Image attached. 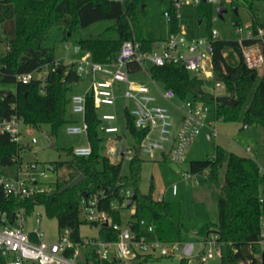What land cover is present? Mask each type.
<instances>
[{
    "label": "trees",
    "instance_id": "1",
    "mask_svg": "<svg viewBox=\"0 0 264 264\" xmlns=\"http://www.w3.org/2000/svg\"><path fill=\"white\" fill-rule=\"evenodd\" d=\"M146 5L147 0H0V27L8 47L0 60V83L15 85L10 95L0 93V117L16 114L26 124L36 128L48 123L54 134L62 126L76 122L67 117V110L71 106L70 91L78 82L79 76L72 66L65 67L62 72L54 67V45L47 44L52 40L51 33L57 30L60 32L59 40L68 41L82 28L111 20L112 24L105 31L113 32L115 36L77 38V46L81 52L90 51L95 61L110 63L127 40L139 41L144 50H150L154 43L162 40L154 38L144 18ZM196 8L199 18L206 17L211 21L213 5L202 1ZM249 9L253 15V28L263 26L254 15L252 3L249 4ZM169 11L170 32H177L179 27L174 6ZM235 24L238 27L241 22L236 20ZM54 41L55 38L52 42ZM250 42L251 40L244 39V43ZM227 48L237 54L239 62L236 66L230 65L226 60L223 51ZM44 65L49 67L46 83L42 84L40 77L27 83L18 80L19 75L35 71ZM128 69L135 74L141 66L129 63ZM150 74L164 87L172 88L180 99L193 98L200 102H210L214 97L205 89V78L198 74L192 75L183 66H151ZM258 75L259 70L249 69L245 65L237 39L220 38L215 43L212 78L214 82H223L228 92L237 100L234 107L217 103L218 118L226 121L241 120L245 125L259 124L264 127V71L256 82ZM85 118L89 124L87 137L92 154L78 157L71 148L68 150L72 156L71 162L51 163L50 166L55 170L65 166L68 173L67 178L54 183L52 191L37 197V202L43 206L47 216L56 218L61 230L69 229L74 241H81L80 228L88 224L81 218L83 201L91 195H97L99 208L108 212L112 224H121V209L128 207V201L123 206L126 198L122 190L131 189L132 193H136V198L133 203L134 220L129 224L133 225L137 237L145 235L149 239L158 238L165 243L180 242L183 229L180 206L165 199H156L152 192L146 194L139 189L141 157L135 154L129 163V174H124L122 159L112 162L108 156L101 155L104 137L100 133V127L107 120L102 118L100 110L94 106L91 95L88 96ZM125 122L127 132L133 137L135 146H138L147 130L135 126V117L127 109ZM214 147V158L192 160L189 165L190 172L194 174L209 169L207 180L219 187L218 220L204 225L203 233L207 236L215 233L226 244L228 264H241L251 257V250L258 239L262 212L259 200L264 196V179L259 173V164L252 157L228 151L219 145ZM20 150L21 145L12 141L9 135L0 134V176L16 173L21 161ZM79 175H83L84 179L78 185L62 190ZM19 205L17 200L7 198L0 192V210H8L12 216L13 209ZM29 207L30 210L33 209V205ZM141 220L146 223L141 224ZM152 222L155 224L153 231L148 228ZM98 234L104 240L117 239L113 226L103 225ZM150 258L152 254L138 253L128 263L120 259L114 263L142 264ZM183 262L184 260L182 264Z\"/></svg>",
    "mask_w": 264,
    "mask_h": 264
},
{
    "label": "built area",
    "instance_id": "2",
    "mask_svg": "<svg viewBox=\"0 0 264 264\" xmlns=\"http://www.w3.org/2000/svg\"><path fill=\"white\" fill-rule=\"evenodd\" d=\"M193 1L199 4L204 0ZM184 2L185 0L175 1L174 11L177 19L181 18V7ZM205 2L215 6L219 0H205ZM164 15L171 20L169 10H166ZM236 31L239 35L243 33L241 25L236 28ZM219 39V33L215 29H211L210 34L204 38H188L184 31L179 30L169 32L166 38L154 43L150 50L142 49L137 40H127L110 63L95 61L90 51H79L82 56L73 59L72 67L79 78L85 74L91 75L92 78L85 94L71 96V108L74 113L82 115V120L81 123L67 124V133L88 134L89 124L85 118L88 96H93L94 106L98 109L103 105H113L117 98L115 87L121 84L124 85L122 94L125 99L134 102L132 108L128 106L125 108L135 117V126L138 129H146L147 133L138 146L134 144L131 148L124 147V154H120V149L119 151L110 149L109 154L118 153L123 162H129L137 154V148L140 147V153L151 154L166 151L171 161H186L187 149L205 128H209L212 134L216 133V121L209 119L211 110L215 112L218 119L216 96L212 99L214 107L211 108L208 102H200L193 98H178L172 88L159 89L157 87V93H154L148 85L136 83L131 79L132 73L128 69V64L137 63L141 67L147 63L151 66L173 64L183 66L191 72L204 73L205 78H212L215 43ZM244 39H249L251 42L244 43ZM237 40L245 65L249 69L264 68V26L258 25L256 29L252 28L245 36H239ZM59 66L60 62L56 60L54 67ZM40 69H44V72L37 75ZM40 69L21 74L17 78L27 83L33 78L40 77L44 84L49 75V67L44 65ZM152 81L154 84L157 83L154 78ZM215 86L220 89L226 88L221 81H215ZM159 97L172 103L182 115L181 125L172 146L170 144L175 131L173 114L167 106L158 103ZM0 99H2L1 96ZM139 106L147 116H144ZM102 118L114 121L116 116L105 113ZM31 127L16 114L10 117H0V134L9 135L12 141L20 145L24 132L30 133ZM103 129L106 133L119 131L115 125H107ZM32 142L36 143L37 139L33 137ZM73 152L78 157L89 156L92 154V147L90 143L86 146L73 147ZM259 173L264 179V166L259 165ZM183 177L195 183L200 181L198 174L191 172L184 173ZM53 189L54 183L50 180L48 171H38L36 165L23 161L19 162L15 174L0 176V192L7 198L17 200L20 204L13 209L12 216L8 210H0V264H115L114 261L118 259L128 263L138 253L148 255L160 251L161 255H171L175 250H179L184 256L190 257L196 252L197 244L194 242L165 243L158 238L149 239L145 235L138 238L130 224L125 227H121V224H112V218L108 212L99 208L97 195H91L83 201L86 210L85 220L96 228L98 233L106 223L113 226L117 232L116 240H104L98 234L93 237L84 236L81 241H74L70 230L65 229L66 232L60 233L57 241H48L45 238V231L39 226L42 219L38 209L43 206L37 202V197ZM122 192L126 198L124 206L133 193L131 189L122 190ZM176 192L177 185L175 184L173 193L176 194ZM159 199H164V195H160ZM259 201L262 212L258 239L251 250V257L244 264H264V196H261ZM29 205H33V209L30 210ZM113 205L117 206V204ZM145 223V220H141V224ZM148 228L153 231L155 224L150 223ZM202 244L204 250L201 251L200 259L203 263L214 257L216 252L222 255L223 247L226 246L215 233L209 234ZM258 248L261 249L259 252Z\"/></svg>",
    "mask_w": 264,
    "mask_h": 264
},
{
    "label": "rangeland",
    "instance_id": "3",
    "mask_svg": "<svg viewBox=\"0 0 264 264\" xmlns=\"http://www.w3.org/2000/svg\"><path fill=\"white\" fill-rule=\"evenodd\" d=\"M176 0H147L146 13L144 18L149 24L152 34L155 39H161L170 32V20L164 15L166 10L174 6ZM235 2V3H234ZM252 3L253 12L260 24L264 26V0H219L218 4L214 6V13L211 21L204 17L199 18L197 13V6L200 3H195L193 0L186 1L181 7V18L178 19V29L184 31L188 38H204L211 29L218 31L221 39L231 40L237 39L239 36H245L253 28V15L249 9V4ZM219 5H223L227 11L220 17L216 12ZM237 7V11H235ZM241 22L243 33L239 35L236 31L235 21ZM112 24L111 20L97 22L87 28L78 30L68 41L59 40V31L54 30L51 33V38L56 39L48 41L47 44L54 45L55 58L65 67H71L72 61L75 57L82 56L74 54L77 46V38L81 37H98L102 36L110 38L115 36L113 32L105 31V29ZM0 27V60L7 52L6 42ZM69 46V48H68ZM225 55L230 63L235 64L236 59L233 50L227 48ZM238 59V57H237ZM239 62V59H238ZM150 64H144L141 69L135 74L130 75L131 79L139 84H145L150 87L163 88V85H154L148 71ZM264 68L259 69V75L256 80L262 76ZM44 69H40L37 75H41ZM192 75L198 74L205 78L204 73L191 72ZM87 74L79 78L78 82L73 85L70 95L85 94L89 87ZM204 86L207 91L214 96H228L230 93L226 88L220 89L215 86L214 79L204 80ZM15 89L13 83H0V90ZM118 96V95H117ZM159 104H163L169 108L173 114L174 126L176 130L181 125V112L165 99L160 98ZM211 108L214 103L208 102ZM126 106L132 108L134 102L125 99L123 94H119L115 105L103 106L100 109V114H113L116 116L114 121H104L100 127V133L103 140V148L101 155H106L112 162L121 160L120 155H110L109 150L114 149L119 151L121 146L132 147L135 143L133 137L126 130L125 112ZM67 117L71 120H77L81 123L82 115L74 113L71 106L68 107ZM209 119L216 121V133L211 135L212 140L216 146L219 145L228 151H233L240 155H247L257 161L259 165L264 166V127L259 124L246 125L241 120L226 121L222 118H216L215 112L211 110ZM107 125H115L119 132L104 133L103 127ZM206 130V129H205ZM199 135L194 143L187 149L185 154L186 161L173 162L161 152L145 153L141 152V177L139 182V189L142 193H150L154 198H159L164 195L165 200L175 202L180 206V219L183 224V229L180 236V243L194 242L197 244L196 252L193 256H184L179 250H175L171 255H161L160 251L152 254V258L142 262V264H228L226 259L227 246L223 247V254L215 253V256L209 258L206 262H201V251L204 250L202 244L207 235L203 233V227L208 222H216L218 220V191L219 187L210 180H207L205 174L209 173V169L198 173L199 183L193 182L183 177L184 173H190L189 165L192 160H202L207 158H214L216 148L212 146L210 140L206 136V131ZM209 134V133H208ZM120 135V136H118ZM37 139L36 143L32 142V138ZM48 137L56 142L55 148L48 147ZM89 144L86 133L69 134L66 131V125L62 126L56 134L53 133L50 124L45 123L40 127H31V132H24L21 140L20 159L25 163L36 165L38 171H48L50 180L55 183L57 180L67 178L68 169L64 166L58 168L54 172L48 170L51 163L63 162L69 163L72 156L68 150L77 146H86ZM129 162H124L123 173L129 174ZM177 185V195L173 194V186ZM153 187V188H151ZM41 213L42 222L39 225L45 231V238L48 241H57L60 233H65V229L58 227L57 219L47 216L44 208L38 209ZM135 204L131 207L121 209V227L128 225L130 221L134 220ZM81 218H86V210L82 209ZM34 219V217H33ZM36 226V225H35ZM98 230L89 224H84L80 228L81 236L93 237L98 235ZM209 239V238H208ZM171 248V246H168ZM261 249L258 248L259 252ZM244 264V263H241Z\"/></svg>",
    "mask_w": 264,
    "mask_h": 264
},
{
    "label": "water",
    "instance_id": "4",
    "mask_svg": "<svg viewBox=\"0 0 264 264\" xmlns=\"http://www.w3.org/2000/svg\"><path fill=\"white\" fill-rule=\"evenodd\" d=\"M226 11H227V9L224 6H218L217 9H216V12L218 13V15L220 17H223V14ZM235 11H237V7H235ZM79 51H80V47L76 46L75 54L78 55ZM64 69H65V65H60L58 67V72H62V71H64ZM0 93L4 94V95H10L12 93V91L11 90H0ZM215 100L218 103H221L223 105H228V106H231V107H234L237 104L236 98L234 96H232V95L219 96V97H216ZM139 108H141V107L139 106ZM141 110H142V108H141ZM142 112H143L144 116H147L146 113L143 110H142ZM247 126L248 125H246V127ZM207 137L210 140L212 146H214V141L212 140L211 136L208 135ZM48 147H50V148H55L56 147V142L54 140H52L50 137H48ZM120 154H124V146L120 147ZM140 154H141L140 153V147H138L137 148V156H140ZM48 170H50L51 172H54L55 168L53 166H49ZM83 179H84V176L83 175H79L72 182L66 184L62 188V190L66 191L68 189L73 188L74 186L78 185ZM135 198H136V193H133L132 196H131V199H129V201H128V207H131L133 205ZM105 225H108V223H106ZM131 229L132 230L134 229L133 225H131Z\"/></svg>",
    "mask_w": 264,
    "mask_h": 264
},
{
    "label": "crops",
    "instance_id": "5",
    "mask_svg": "<svg viewBox=\"0 0 264 264\" xmlns=\"http://www.w3.org/2000/svg\"><path fill=\"white\" fill-rule=\"evenodd\" d=\"M168 35V34H167ZM164 38H166V36L165 37H163L162 39H164ZM68 48H69V46H68ZM75 49H76V47H75ZM232 50V49H231ZM225 51H226V49L223 51V54H224V56H225V58H226V60L228 61V59H227V56L225 55ZM74 52H75V50H74ZM233 53H235L234 51H233ZM235 55L236 56H234L235 57V59H236V63L235 64H233V63H230L229 61H228V63L230 64V65H232V66H236L237 64H238V59H237V54L235 53ZM151 65V64H150ZM148 74H149V76H150V78H151V80H152V77H151V74H150V69H149V72H148ZM133 75V74H132ZM91 75H87V79H89L88 80V83H90V81H91ZM208 79H211V78H208ZM153 82V81H152ZM157 84H161L159 81H157V83L156 84H154V85H157ZM162 85V84H161ZM150 87V86H149ZM164 87V86H163ZM151 88V90L154 92V93H157V87H150ZM123 89H124V85H117L116 87H115V90H116V94L119 96V94H122V92H123ZM73 95V94H72ZM71 95V96H72ZM231 95V94H230ZM118 96H117V98H118ZM117 98H116V100H117ZM161 97H159V99H160ZM168 102V101H167ZM116 103V102H115ZM113 105H115V104H113ZM103 106H108V105H103ZM102 106V107H103ZM112 106V105H111ZM101 107V108H102ZM100 108V109H101ZM99 109V110H100ZM105 114V113H104ZM103 115V114H102ZM76 122H78L77 120H75ZM215 127H216V125H215ZM179 129V128H178ZM178 129H176L175 131H174V136H173V141L171 142V144H170V146H172V143L174 142V139L176 138V135H177V131H178ZM206 129V130H205ZM204 130L206 131V136H208V135H212V131L209 129V128H205ZM119 132V131H118ZM209 133V134H208ZM118 136H120V135H118ZM121 137V136H120ZM214 145H216L215 144V142H214ZM158 152H161V151H158ZM164 156H166L167 157V155H168V152H161ZM247 156V155H246ZM174 194V193H173ZM178 193H176L175 195H177ZM165 199V198H164Z\"/></svg>",
    "mask_w": 264,
    "mask_h": 264
}]
</instances>
